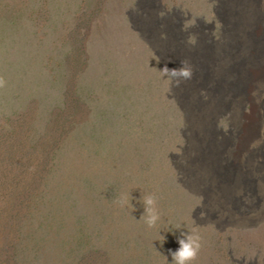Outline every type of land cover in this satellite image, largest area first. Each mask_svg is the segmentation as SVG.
Listing matches in <instances>:
<instances>
[{"label": "rangeland", "instance_id": "374dc122", "mask_svg": "<svg viewBox=\"0 0 264 264\" xmlns=\"http://www.w3.org/2000/svg\"><path fill=\"white\" fill-rule=\"evenodd\" d=\"M0 81V264H264V0H0Z\"/></svg>", "mask_w": 264, "mask_h": 264}, {"label": "clouds", "instance_id": "9594fccd", "mask_svg": "<svg viewBox=\"0 0 264 264\" xmlns=\"http://www.w3.org/2000/svg\"><path fill=\"white\" fill-rule=\"evenodd\" d=\"M165 74L171 73L172 76L182 75L185 78H190L192 73L186 68H169L167 65L162 69ZM3 85V81H0V86ZM117 203L121 207H131L135 208L132 203V200L129 199L127 194H123ZM147 205V215L143 217L146 219L149 227H155L160 221L161 216L159 209L157 207V201L155 197L149 196L145 199ZM174 235V234H173ZM186 239H178V243L181 245L178 251H172V255L175 261V264H191L193 260L196 259L200 249L202 248V237L198 232L194 234L185 233ZM160 246L163 247L167 242V236L160 233Z\"/></svg>", "mask_w": 264, "mask_h": 264}, {"label": "bare ground", "instance_id": "6f19581e", "mask_svg": "<svg viewBox=\"0 0 264 264\" xmlns=\"http://www.w3.org/2000/svg\"><path fill=\"white\" fill-rule=\"evenodd\" d=\"M252 1V0H251ZM253 1H256V0H253ZM198 62V61H197ZM200 63V67H201V69H202V71H201V76H203L204 74H205V71H206V68H205V66H206V64L202 61V62H198L197 64H199ZM196 64V65H197ZM187 87H190V86H187Z\"/></svg>", "mask_w": 264, "mask_h": 264}]
</instances>
